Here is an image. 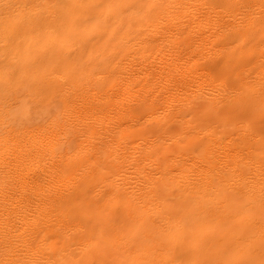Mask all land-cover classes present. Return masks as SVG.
Instances as JSON below:
<instances>
[{
  "label": "bare ground",
  "instance_id": "obj_1",
  "mask_svg": "<svg viewBox=\"0 0 264 264\" xmlns=\"http://www.w3.org/2000/svg\"><path fill=\"white\" fill-rule=\"evenodd\" d=\"M0 264H264V0H0Z\"/></svg>",
  "mask_w": 264,
  "mask_h": 264
}]
</instances>
